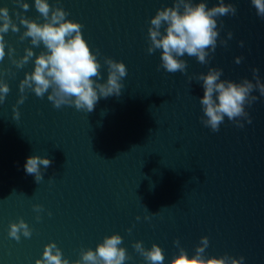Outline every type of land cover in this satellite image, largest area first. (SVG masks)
<instances>
[{"label": "water", "instance_id": "water-1", "mask_svg": "<svg viewBox=\"0 0 264 264\" xmlns=\"http://www.w3.org/2000/svg\"><path fill=\"white\" fill-rule=\"evenodd\" d=\"M23 2L27 11L0 0L19 28L4 34L0 61V81L10 89L0 104V264H36L50 243L69 264H83L82 254L112 235L122 238L117 247L130 257L123 264H149L133 247L137 242L145 251L157 245L163 264H171L181 248L193 257L203 237L209 240L206 259L243 256L244 264H264V96L254 90L245 103L251 124L241 116L239 128L225 116L218 132L202 124L207 117L199 102L204 89L198 77L210 69L222 70L220 81L254 84L251 70L258 68L264 83V19L251 0H225L236 14L217 18V46L207 64L176 57L187 63L185 73L160 67L162 50L147 52L151 19L174 0H46L81 24L90 50L99 51L98 83L107 82L105 58L126 66L121 95L101 98L90 113L56 109L47 98L51 89L43 98L28 87L20 91L36 57L46 52L42 42L37 47L30 37L22 39L27 29L16 13L47 22L34 0ZM186 2L218 6V0ZM26 49L34 55L18 68ZM236 57H243L240 64ZM252 96L257 100L249 107ZM31 156L52 161L40 167L39 183L24 170ZM21 219L32 235L21 234L18 242L8 233Z\"/></svg>", "mask_w": 264, "mask_h": 264}, {"label": "clouds", "instance_id": "clouds-1", "mask_svg": "<svg viewBox=\"0 0 264 264\" xmlns=\"http://www.w3.org/2000/svg\"><path fill=\"white\" fill-rule=\"evenodd\" d=\"M14 2L24 11L29 9V4L23 0H14ZM34 2L35 9L47 22L39 24L24 18L20 13H16V16L20 25L27 29L22 39L30 37L32 45L37 47L42 42L46 52L36 57L34 71L31 74H25V78L20 82V91L23 92L24 88L28 87L37 97L43 98L51 89V94L47 98L56 109L67 105L87 113L94 111L101 98L119 97L123 88L120 80L127 75L125 64L105 58L104 63L108 71L107 82L98 83L97 81L102 79L101 64L97 61L99 51L97 50L94 55L90 50L82 37L83 26L66 20L69 13L60 7L53 9L46 0H34ZM251 4L256 9L257 16L264 19V0H251ZM236 12L237 9L233 4H225V0H218V6L211 8L205 2L193 4L186 0H174L172 7L158 10L151 19V26L148 28L150 46L147 52L152 54L157 49L162 50L160 67L168 73L186 72L187 63L176 58L185 54L195 57L201 64H207L206 57L209 56V52L214 53L217 46L219 36L216 30L217 18L227 15L234 16ZM162 27H164L163 34ZM220 27L223 28L222 22ZM9 30L16 33L19 28L9 16V9L0 7V61L6 55L4 34ZM231 38L232 33H229V39ZM222 43L226 45V42ZM240 46H244L243 41L240 42ZM33 55L30 49H26V55L16 64V67H23ZM242 59L243 57H236L235 63L240 64ZM251 71L253 80H255L254 84L248 79L240 83L220 81L223 74L221 69H210L207 75L201 74L198 77L203 82L204 89L203 97L199 102L204 116L207 117L201 121L205 127L210 128L212 132H218L225 116L239 128H243L244 125L237 121L238 117L247 116V122L252 123L248 113L245 112V103L254 90H258L260 95L264 96V83L260 80L258 68H253ZM9 91L8 85L0 81V104L5 101ZM25 99L26 97H23L17 103H23ZM256 100L257 96H252L248 106L251 107ZM14 119H19V112L15 109ZM51 164L50 159L31 156L26 159L24 170L26 174L34 175L36 182L39 183L42 179L40 167L47 169ZM42 210L41 206L34 207L36 212ZM39 219L40 217L37 216V220ZM21 234L25 238H31L32 235V230L22 219L18 223L10 224L8 235L19 242ZM121 243L122 238L119 235L106 237L94 252L89 250L82 254L83 264H99L100 261L103 264H123L130 257L125 249L117 247ZM174 243L179 247L178 240ZM200 244L202 246L196 248L195 255L191 258L181 248L179 255L171 261V264H226L229 259L231 264H244L243 256L239 259L228 255L206 259L204 253L209 246L208 238H201ZM133 247L149 264H163L165 259L163 250L157 245L153 244L149 251L144 250L141 242H137ZM62 256L63 253L56 244L50 243L45 246L42 258L38 259L36 264H69V261L62 259ZM76 264H80V261Z\"/></svg>", "mask_w": 264, "mask_h": 264}]
</instances>
